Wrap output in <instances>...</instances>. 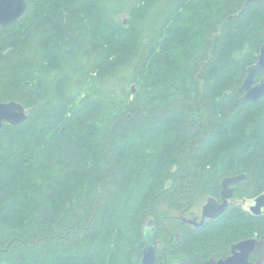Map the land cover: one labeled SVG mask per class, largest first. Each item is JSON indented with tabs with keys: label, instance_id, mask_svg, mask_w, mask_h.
Wrapping results in <instances>:
<instances>
[{
	"label": "trees",
	"instance_id": "16d2710c",
	"mask_svg": "<svg viewBox=\"0 0 264 264\" xmlns=\"http://www.w3.org/2000/svg\"><path fill=\"white\" fill-rule=\"evenodd\" d=\"M26 1L0 28V103L27 115L0 132V264H142L146 220L189 264L264 237L240 204L177 219L225 177L264 193V96L235 104L264 1Z\"/></svg>",
	"mask_w": 264,
	"mask_h": 264
},
{
	"label": "water",
	"instance_id": "95a60500",
	"mask_svg": "<svg viewBox=\"0 0 264 264\" xmlns=\"http://www.w3.org/2000/svg\"><path fill=\"white\" fill-rule=\"evenodd\" d=\"M27 9L28 3L26 0H0V28H8L18 23ZM260 72H264V43L260 47L256 63L246 70L245 78L239 88V93L242 96L235 100V104L256 103L264 96V77L258 82L255 79ZM26 117L25 109L21 104L15 102L0 103V132L4 124L16 126L23 123ZM242 179L243 176H237L223 180L220 191L222 202L218 203L213 198H209L201 209V222L194 225L198 227L205 219H215L223 214L228 208L227 200L233 198L232 186ZM242 205L246 207L252 216H264V193L253 199H244ZM189 224H193V222L190 221ZM156 228V225L149 226L148 222L142 228L144 245L141 252L142 264H157ZM253 255L258 257L254 263L250 261V257ZM158 264H167V262ZM176 264L189 263L182 259L181 261H176ZM203 264H264V237L260 239L252 238L233 244L230 247L227 258L217 260L215 257H211Z\"/></svg>",
	"mask_w": 264,
	"mask_h": 264
},
{
	"label": "flooded vegetation",
	"instance_id": "af4514ba",
	"mask_svg": "<svg viewBox=\"0 0 264 264\" xmlns=\"http://www.w3.org/2000/svg\"><path fill=\"white\" fill-rule=\"evenodd\" d=\"M262 77H264V72H260V73H258L257 75H256V77H255V79H256V81L258 82ZM239 89V88H238ZM241 94V93H240ZM241 96H242V94H241ZM227 178H231V177H225L223 180H225V179H227ZM223 180L220 182V189H221V184H222V182H223ZM241 181V180H240ZM237 185V183L235 184V185H233L232 186V188H233V198L232 199H229V200H227V202H228V208L227 209H229V207H231V206H234V205H236V204H240V206H241V208L244 210V211H247V209H246V207L245 206H243L242 205V201L243 200H240V201H236L235 200V197H234V187ZM221 191V190H220ZM215 198H217L215 201H217L218 203H221L222 201H221V198H220V192H219V195L217 196V197H215ZM209 198L207 197L206 199H205V201L204 202H202L201 204H200V208L202 209V207H203V205L206 203V201L208 200ZM201 209H200V215L198 216V215H195L196 214V212H193V210H191V211H189V212H187L186 213V217L185 216H180V217H177V219L179 220V221H181L182 223H184V224H188V225H190V226H193L194 228H197L194 224H198V223H200L201 222V219H202V215H201ZM247 213H249L248 211H247ZM251 215V214H250ZM211 220V219H210ZM193 222V224H189V222ZM206 221H208L207 219H205L204 220V222L202 223V224H204ZM153 223V222H152ZM201 224V225H202ZM175 239H179V235L177 234L176 235V238ZM241 242V241H240ZM236 244V243H235ZM157 251H156V263L158 264V263H163V262H167V264H176V259H174V258H171V257H166V252H169V250L168 249H166V248H164V246H163V242L161 241V240H157ZM163 246V247H162ZM232 246V245H231ZM229 251H230V248H229ZM160 253L161 255H162V261H158L157 260V253ZM229 255V254H228ZM228 257V256H227ZM227 257H225V258H227ZM225 258H223V259H225ZM251 258H252V260H251ZM257 259H258V257L257 256H251L250 257V261L251 262H256L257 261ZM182 259H180V261H181ZM219 260V259H218ZM179 261V260H178ZM208 261V260H207ZM205 263V262H204ZM203 264V263H202Z\"/></svg>",
	"mask_w": 264,
	"mask_h": 264
},
{
	"label": "bare ground",
	"instance_id": "6f19581e",
	"mask_svg": "<svg viewBox=\"0 0 264 264\" xmlns=\"http://www.w3.org/2000/svg\"><path fill=\"white\" fill-rule=\"evenodd\" d=\"M244 78H245V77H244ZM244 78H243V80H244ZM243 80H242V82H243ZM241 85H242V83H241ZM241 85H240V87H241ZM240 87H239V88H240ZM238 91H239V89H238ZM1 103H3V102H1ZM146 222H148V225H149V226L156 225V227H157V224H156L155 222L152 223L151 220H146V221L144 222V224H145ZM144 224H143V226H144ZM143 226H142V228H143ZM142 228H141V231H142ZM156 231H157V228H156ZM141 235H142V232H141ZM155 235H156V233H155ZM142 240H143V238H142Z\"/></svg>",
	"mask_w": 264,
	"mask_h": 264
},
{
	"label": "rangeland",
	"instance_id": "374dc122",
	"mask_svg": "<svg viewBox=\"0 0 264 264\" xmlns=\"http://www.w3.org/2000/svg\"><path fill=\"white\" fill-rule=\"evenodd\" d=\"M200 209H201V208H200ZM200 209H199L198 211H197V210L195 211V212H196V214H195V215H198V216L200 215ZM178 260H180V259H179V258H177V261H178Z\"/></svg>",
	"mask_w": 264,
	"mask_h": 264
}]
</instances>
